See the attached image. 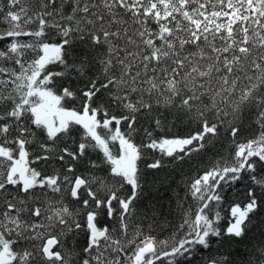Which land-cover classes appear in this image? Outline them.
<instances>
[{
	"label": "snow or ice",
	"instance_id": "6c2138e0",
	"mask_svg": "<svg viewBox=\"0 0 264 264\" xmlns=\"http://www.w3.org/2000/svg\"><path fill=\"white\" fill-rule=\"evenodd\" d=\"M0 264H264V0H0Z\"/></svg>",
	"mask_w": 264,
	"mask_h": 264
},
{
	"label": "trees",
	"instance_id": "16d2710c",
	"mask_svg": "<svg viewBox=\"0 0 264 264\" xmlns=\"http://www.w3.org/2000/svg\"><path fill=\"white\" fill-rule=\"evenodd\" d=\"M175 131H176L177 133H182V132L184 131V129H183V127L181 126L180 128L176 129ZM208 154L210 155L211 152H209ZM205 159H206V157H205ZM186 170H187V169H186ZM240 191H243V188H242V187L240 188ZM224 195H225V198H226L227 201H231V200L235 199L236 195H238V193L236 192V188H235V186H234L233 189H228V190H226L225 193H224ZM164 203H165V208L163 209V211L166 212V209H167V203H166V202H164ZM161 219H163V217H162Z\"/></svg>",
	"mask_w": 264,
	"mask_h": 264
}]
</instances>
